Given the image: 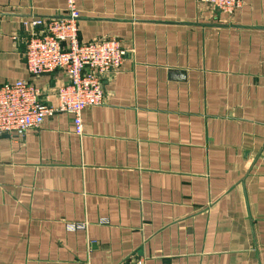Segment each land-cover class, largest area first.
I'll return each instance as SVG.
<instances>
[{
    "label": "crops",
    "instance_id": "crops-1",
    "mask_svg": "<svg viewBox=\"0 0 264 264\" xmlns=\"http://www.w3.org/2000/svg\"><path fill=\"white\" fill-rule=\"evenodd\" d=\"M76 3L80 39L127 56L81 132L57 113L0 136V264H264V0ZM66 8L0 0V85L34 79L32 21ZM34 81L56 102L66 78Z\"/></svg>",
    "mask_w": 264,
    "mask_h": 264
},
{
    "label": "built area",
    "instance_id": "built-area-1",
    "mask_svg": "<svg viewBox=\"0 0 264 264\" xmlns=\"http://www.w3.org/2000/svg\"><path fill=\"white\" fill-rule=\"evenodd\" d=\"M214 10L232 14L242 0H204ZM80 10L76 0H67L60 16L39 17L32 21L25 60L33 80H18L0 85V136L23 138L40 129L46 119L57 113L73 116L77 131H82V114L87 108L105 103V82L120 69L127 56L121 40L115 37L89 42L80 39ZM62 71L66 82L58 87L57 101L47 102L45 92L35 79ZM85 224H68L69 230ZM122 264H146L135 256Z\"/></svg>",
    "mask_w": 264,
    "mask_h": 264
}]
</instances>
